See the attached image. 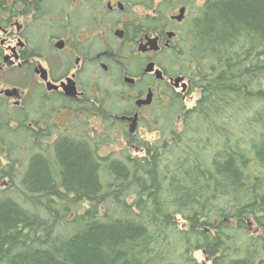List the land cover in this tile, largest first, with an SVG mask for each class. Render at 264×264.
Here are the masks:
<instances>
[{
    "label": "trees",
    "instance_id": "trees-1",
    "mask_svg": "<svg viewBox=\"0 0 264 264\" xmlns=\"http://www.w3.org/2000/svg\"><path fill=\"white\" fill-rule=\"evenodd\" d=\"M186 37L199 96L171 95L142 125L154 139L103 154L109 130L67 134L24 153L0 121V264H264V0H205Z\"/></svg>",
    "mask_w": 264,
    "mask_h": 264
},
{
    "label": "flooded vegetation",
    "instance_id": "flooded-vegetation-1",
    "mask_svg": "<svg viewBox=\"0 0 264 264\" xmlns=\"http://www.w3.org/2000/svg\"><path fill=\"white\" fill-rule=\"evenodd\" d=\"M198 2L0 0V121L18 130L24 153L58 135L88 137L90 117L133 137L171 95L186 98Z\"/></svg>",
    "mask_w": 264,
    "mask_h": 264
},
{
    "label": "rangeland",
    "instance_id": "rangeland-1",
    "mask_svg": "<svg viewBox=\"0 0 264 264\" xmlns=\"http://www.w3.org/2000/svg\"><path fill=\"white\" fill-rule=\"evenodd\" d=\"M203 1H205V0H199L198 5L202 6L204 3ZM198 96H199V92L196 91V92H193L192 94H187L186 98L183 99V101L185 102V105L187 107H191L194 105ZM88 126H89L90 135H94L96 132H99V133L103 132L102 127L99 125L98 119L96 117H90V121L88 123ZM137 134L144 137L145 139H154L158 136L159 132L157 130L150 131L146 127L142 126V128L139 129ZM135 136L136 135H134L133 137H135ZM112 139H113L112 141L106 143L105 148L102 150L103 154L118 152L122 148H127V143H126L125 139H122L121 137H115V135ZM116 139H118V140H116ZM128 150L130 151L131 154L139 153L137 150H134V148H132V147H128ZM0 161L3 164L6 163V161H7L6 158L4 157V155L1 153H0ZM2 183H6V181H4ZM248 223L251 226L252 233H259L260 232V229L255 227V224H253L251 220L248 221ZM194 256L197 258V260L200 263L205 262V261H207L208 263L211 262V261H208V259L206 258V255L202 249L196 250L194 252Z\"/></svg>",
    "mask_w": 264,
    "mask_h": 264
},
{
    "label": "water",
    "instance_id": "water-1",
    "mask_svg": "<svg viewBox=\"0 0 264 264\" xmlns=\"http://www.w3.org/2000/svg\"><path fill=\"white\" fill-rule=\"evenodd\" d=\"M153 41V43L155 42V39H153L152 40ZM152 48H155V47H152ZM154 69V64L153 63H150V64H148V66H147V68H146V71H152ZM184 78L183 77H179V78H177L176 80H177V82H179V81H181V80H183ZM184 85V87L186 86V84H183ZM145 104H147V103H149L150 102V100L148 99V100H144L143 101ZM133 130V129H132Z\"/></svg>",
    "mask_w": 264,
    "mask_h": 264
}]
</instances>
